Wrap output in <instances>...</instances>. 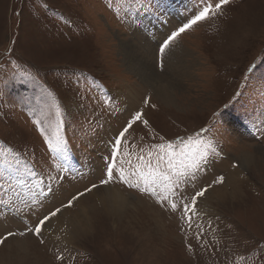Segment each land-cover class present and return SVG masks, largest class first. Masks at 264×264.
I'll list each match as a JSON object with an SVG mask.
<instances>
[{"label": "rangeland", "instance_id": "obj_1", "mask_svg": "<svg viewBox=\"0 0 264 264\" xmlns=\"http://www.w3.org/2000/svg\"><path fill=\"white\" fill-rule=\"evenodd\" d=\"M149 2L155 5L159 0ZM191 9L192 0H174V5L157 20L143 12L138 16L128 14L123 0H0V65L5 66L0 71V89H7V101L0 105V152L4 153L0 159L12 160L19 173L10 175L0 168V200H9V185L18 180L25 185L43 181L46 186L50 183L49 173L57 174L55 156L38 130L41 126L34 123L40 119L42 107L39 89L17 82L26 73L48 88L61 109L60 135L69 147L72 166L52 204L45 202L36 215H46L90 182L77 178L99 168L107 151L106 142L127 118L125 108L144 111L149 122L147 128L141 125L127 137L132 143L133 161L140 149L147 152L150 146L161 143H171L179 151L184 146L181 141L187 143L189 137L195 138L194 146L199 143L203 147L216 137L199 136L201 128H210L215 114L224 113L221 123L227 131L218 143L223 157L217 158L207 174H201L197 187L211 184L221 174L225 180L230 174L234 179L232 187L225 183L211 187L200 202L207 214L205 222L210 220L213 225L206 230L203 246L192 232L179 230L175 214L165 211L152 198L117 184L109 188L118 190L127 203H132L122 217L114 220L96 206L103 196L100 188L94 191L96 197L88 194L81 206L64 209L66 214H59L58 221L49 226L52 236L60 225L71 223L83 205L96 206L89 219L91 232L79 233L78 227L80 237L72 231L59 235L68 238L70 245L51 243L47 231L44 244L31 234L10 237L8 240L26 241V252L19 250L14 241H5L0 245V264L264 261V0H231L222 14L178 37L161 61L158 43ZM144 40L151 46L153 60L150 69L147 71L143 64L140 73L128 67L121 51L143 50ZM171 49L174 51L169 55ZM175 56L188 67L185 74L178 72L180 77L170 69L171 64L167 67L164 63ZM145 59L150 60L149 56ZM253 67L250 73L248 69ZM13 73L17 81L8 86ZM146 74L154 82L157 74L173 85L171 100L160 102L155 98L153 86L144 78ZM25 95L31 103L23 101ZM145 97L149 98L147 106ZM45 120L49 123L42 130L50 136L55 130L54 112ZM252 152L258 153L256 159L247 162L242 154ZM161 167L166 170L165 164ZM24 203V194L18 193L11 204H0V236L23 230L26 224L31 226L36 215L12 207L15 204L24 208ZM57 255L64 260H57Z\"/></svg>", "mask_w": 264, "mask_h": 264}, {"label": "snow or ice", "instance_id": "obj_2", "mask_svg": "<svg viewBox=\"0 0 264 264\" xmlns=\"http://www.w3.org/2000/svg\"><path fill=\"white\" fill-rule=\"evenodd\" d=\"M123 2L128 14L135 13L138 16L143 12L145 16L154 17L157 20L162 12H167L168 8L174 5V0H159V3L155 5H150L149 0H123ZM230 3L231 0H192V9L189 14L182 21L172 26L158 43L157 54L161 61L166 51L178 37L198 26L201 22L219 16ZM9 63L13 62L10 61ZM254 69L255 67L249 68L248 71L251 73ZM4 70L5 66L0 65V71ZM13 81H17L15 73L9 77L8 86H13ZM17 82L23 83L26 88L31 85L33 89H39L38 95L42 107L39 108L40 119L34 123L41 126L38 130H40L41 136L44 137L48 151L55 156L57 174L52 175L49 173L50 183L46 186L43 181H34L31 185H25L18 180L16 184H10L11 196L7 201L0 200V204L7 206L17 198L18 193H23L25 196L24 208H19L15 204L12 207L17 212H24L27 209L29 215H36L38 209L42 208L45 202L52 204L63 184L67 182V176L71 173L72 166L68 154L69 147L60 135L61 109L56 105L51 92L37 80L36 76L30 73H26L23 79ZM0 94H3L4 97L0 99V105H3L7 101V89H0ZM23 101L31 103L26 95L23 96ZM148 103L149 98L145 97L144 105L147 106ZM12 106H15L14 101ZM53 112L55 130L50 136L45 135L42 127L49 123L45 120V117ZM124 114L127 118L119 130L112 132L109 141L106 142L107 151L101 159L99 168L93 169L92 173L81 174L77 178L78 180L90 181L83 190L72 194L66 199V202L61 201L59 206H54L46 215L42 217L36 215V219L31 223V226L26 224L23 230L9 231L0 236V245L10 237L17 235L23 237L29 234L39 239L41 244H44V235L49 230L52 219L62 214L64 209L73 208L80 199L95 190L119 184L122 188L152 198L165 211L175 214L178 218L179 230L182 233L192 232L197 243L203 246L206 230H211L213 225L210 220L207 223L205 222L207 214L201 210L200 202L205 198L211 187L224 183L225 177L222 174L218 175L211 184H206L203 187H197V181L200 179L201 174H207L218 157H223L218 143L219 137L227 131V128L221 123L224 113L215 114V121L210 128H201L198 133L199 136L216 137L215 140L210 138L206 141L203 147L199 143L194 146L195 138L189 137L187 143L181 141L184 146L179 151H176V147L171 143L150 146L147 152L140 149L135 156V161L131 159L133 155L132 143L127 141V137L141 125L147 128L149 122L145 119L146 113L138 109L125 108ZM261 134L264 135V129H261ZM125 147H127V151H125ZM0 156H4V153L0 152ZM16 162L19 163V160L17 159ZM162 164L166 165V170L161 167ZM232 167L236 168L237 164L233 163ZM0 168L5 169L10 175L19 174L13 168L12 160L7 157L0 159ZM2 187L0 185V188ZM112 196L117 199L123 198L121 192H113ZM189 250H191V245H189ZM56 259L63 261L64 257L57 255ZM245 264H247L246 260ZM260 264H264V261H260Z\"/></svg>", "mask_w": 264, "mask_h": 264}, {"label": "bare ground", "instance_id": "obj_3", "mask_svg": "<svg viewBox=\"0 0 264 264\" xmlns=\"http://www.w3.org/2000/svg\"><path fill=\"white\" fill-rule=\"evenodd\" d=\"M245 25V24H244ZM231 27V26H230ZM229 28V27H228ZM233 30V29H232ZM231 30V31H232ZM229 32V31H228ZM223 33V32H222ZM224 35V34H223ZM138 36H139V34H138ZM143 37V36H142ZM139 38V37H138ZM138 38H137V40H138ZM142 39V38H141ZM143 40V39H142ZM228 40V39H227ZM141 41L139 40L138 41V47L140 46L141 47ZM144 45H145V47L143 48V50L142 49H138V51L137 52H135V50H131V49H128V50H122L121 51V54H122V56L124 57V61H125V63L128 65V67H134V68H136V70L138 71V72H140V73H142V71H143V64H145L147 67H148V69H147V71L150 69V67H151V65H150V63L149 62H152V60H153V58L151 57V55H152V50L150 49V45L149 44H147V41H145L144 40ZM143 51H145L144 52V54H143ZM170 52H169V55L174 51V50H169ZM149 56V59L151 60H146L145 59V57H148ZM143 57V58H142ZM155 58V57H154ZM172 59V58H171ZM174 59L176 60V61H174ZM155 60V59H154ZM172 60H173V62H172ZM169 63H168V61H167V63H166V60H165V64H166V66L168 67V65H170L171 67H170V69L172 70V71H175L176 73H177V75L179 76V74H185L186 73V71H184L185 70V68H188L187 67V64L186 63H182V61H180L179 60V58H178V56H175L173 59H172ZM190 62V61H189ZM156 63V62H155ZM191 64H192V62H191ZM178 72H179V74H178ZM175 73V74H176ZM150 74V73H149ZM156 77L157 78H155L156 79V81L154 82V81H152V79H149L148 77H147V74H146V76L144 77L145 78V80H147V78L149 79L148 80V82H150L151 83V85L153 86V88H154V96H155V98L156 99H159L160 100V102L161 101H169V100H171V96H172V94H173V89H171V86H173V85H170L169 83L167 84V83H165L166 81H164V78L162 77V76H158L157 74H156ZM180 77V76H179ZM182 77H184V75L182 76ZM176 78V77H175ZM152 81V82H151ZM154 83V84H153ZM172 101H174V100H172ZM172 103V102H171ZM165 105V104H164ZM257 154L258 153H256V152H252L251 154H249V153H247V154H245V153H243L242 155H244L245 156V158H246V161L248 162V161H254L255 159H256V156H257ZM241 159H242V157H241ZM245 160V159H244ZM242 162H244L243 160H242ZM245 164H246V162H245ZM247 165V164H246ZM229 174V173H228ZM235 175V174H234ZM225 185H227V186H234V179H233V175L232 174H230V175H228L227 176V178H226V180H225ZM236 185V184H235ZM234 188V187H233ZM102 190V193H103V196H101V198H102V200H100L99 201V203H98V205L100 206H98L97 204H96V206L98 207V208H100V209H103V210H105V212H106V216H112V218L115 220H117L118 218H120V217H122V212H125L126 211V209L132 204V203H127V200L128 199H126V198H122V199H117V198H113V196H112V193L113 192H119L118 190H115L114 188L112 189V188H109V189H107V188H103V189H101ZM235 190L236 191H240V190H238L237 188H235ZM99 191V190H98ZM101 192V191H100ZM213 192V191H212ZM212 192H209V196L212 194ZM95 192H93V193H91V194H89V196L90 195H95L94 194ZM99 193V192H98ZM97 194V193H96ZM100 194V193H99ZM217 194V193H216ZM239 194V193H238ZM213 195V194H212ZM95 197H96V195H95ZM206 198H207V196H206ZM224 198H226V197H224V196H220L219 197V199L221 200H225ZM86 199H87V197H84V198H82V199H80L77 203H76V205H78V206H81L82 204H83V202H85L86 201ZM95 199V198H94ZM230 199H233V197H230ZM96 201V200H95ZM135 203V202H134ZM140 204V203H139ZM75 205V206H76ZM95 205V204H94ZM96 206H90V207H85L84 205L82 206V208L81 209H79L80 211H79V213H78V215H77V217H75L74 219H71V223H69V224H64V225H60V228H59V230H56V231H54V234L52 235V236H50V232L52 231V229H50L49 228V230L47 231L48 233H49V236H47L48 237V240L51 242V243H53V244H59V243H65V244H68V245H70L69 243H70V240L68 239V238H61L63 235H65V234H67V233H70V231H72V232H78V227H80V229H79V233H81V232H83V231H85V233H86V231H90L91 232V230H89L90 228H91V225H90V221H89V219L91 218V212H92V214H93V211H94V207L96 208ZM140 207V206H139ZM65 214H66V211L64 212ZM64 213H62L63 215H64ZM62 214H60L59 216H61ZM95 214V213H94ZM62 215V216H63ZM59 216L56 218V219H54V220H52L51 221V224L50 225H53V223L57 220L58 221V218H59ZM98 216V215H97ZM100 216V215H99ZM159 219V218H158ZM96 220V219H95ZM97 221V220H96ZM101 221V220H100ZM67 222V221H66ZM81 230V231H80ZM93 232H94V230H93ZM55 233H57V235H55ZM61 234H63L62 236H59V235H61ZM74 234V233H73ZM78 234V233H77ZM87 234H88V232H87ZM92 234V233H91ZM79 235V234H78ZM82 235V234H81ZM85 235V234H84ZM64 237V236H63ZM69 237V236H68ZM74 237V236H73ZM79 237H80V235H79ZM83 238H86V237H83ZM12 241H14V243L17 245V247H18V249L19 250H22V251H25L26 252V249H27V246H26V244H27V242L26 241H17V240H14V239H10V240H8V241H6L5 243H7V242H12ZM72 241V240H71ZM74 241H76V240H74Z\"/></svg>", "mask_w": 264, "mask_h": 264}]
</instances>
